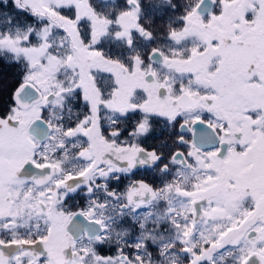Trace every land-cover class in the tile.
<instances>
[{
    "label": "snow or ice",
    "instance_id": "1",
    "mask_svg": "<svg viewBox=\"0 0 264 264\" xmlns=\"http://www.w3.org/2000/svg\"><path fill=\"white\" fill-rule=\"evenodd\" d=\"M0 264H264V0H0Z\"/></svg>",
    "mask_w": 264,
    "mask_h": 264
},
{
    "label": "flooded vegetation",
    "instance_id": "2",
    "mask_svg": "<svg viewBox=\"0 0 264 264\" xmlns=\"http://www.w3.org/2000/svg\"><path fill=\"white\" fill-rule=\"evenodd\" d=\"M100 78L104 79L106 77L103 74H100ZM154 142H155L154 137L153 138H149V140L147 141V143H149V144H153ZM34 171H35V169H26V172L28 174H31ZM139 177H143V178H146L148 180H154L153 174L150 171H147V170H139V171H137L135 176L132 177V178L135 179V178H139ZM113 186H115V185H113ZM77 201H79L80 204L83 203L82 195L74 196L73 199L69 201V204H75ZM80 204H77V207H79ZM150 207H151L152 212H153V215H152L151 219H155L156 218V212L161 211L163 209V205L162 204L161 205H157L155 202H153L152 205H150ZM125 211H126V213H130L131 209H127ZM145 211H146V209L141 208V209H138L135 213H132V214L136 215L138 219H143ZM106 215L113 216L116 220L119 219V217L116 216V211L113 210L111 208V206H109V209L107 210ZM111 226L114 229H116V231L122 232L125 227L131 226V225L128 224L127 218H125V220H122L119 223H115L114 221L111 222ZM132 227H133L132 235H128V236L122 237L123 239H126L129 242H131V240L134 239L135 234H136L134 226H132ZM85 228H87L88 231L91 234H93V235H95L97 230H98V226L97 225L89 224L83 217H78L76 219V221H74V223H73L72 231L75 234L79 235L83 231V229H85ZM114 239H115V237H114Z\"/></svg>",
    "mask_w": 264,
    "mask_h": 264
},
{
    "label": "trees",
    "instance_id": "3",
    "mask_svg": "<svg viewBox=\"0 0 264 264\" xmlns=\"http://www.w3.org/2000/svg\"><path fill=\"white\" fill-rule=\"evenodd\" d=\"M118 2H121L122 3V1L121 0H119ZM146 2H147V0H146ZM108 4H101L100 5V10L101 11H107V9H108ZM153 11V5L152 4H147V6H146V14H151V12ZM160 22V20L158 19L157 20V23H159ZM9 71H11V69H9Z\"/></svg>",
    "mask_w": 264,
    "mask_h": 264
},
{
    "label": "water",
    "instance_id": "4",
    "mask_svg": "<svg viewBox=\"0 0 264 264\" xmlns=\"http://www.w3.org/2000/svg\"><path fill=\"white\" fill-rule=\"evenodd\" d=\"M41 128H42V126H41ZM39 135H43L44 133H43V131H41L40 133H38Z\"/></svg>",
    "mask_w": 264,
    "mask_h": 264
},
{
    "label": "rangeland",
    "instance_id": "5",
    "mask_svg": "<svg viewBox=\"0 0 264 264\" xmlns=\"http://www.w3.org/2000/svg\"><path fill=\"white\" fill-rule=\"evenodd\" d=\"M119 1V0H118ZM122 1V0H121Z\"/></svg>",
    "mask_w": 264,
    "mask_h": 264
}]
</instances>
